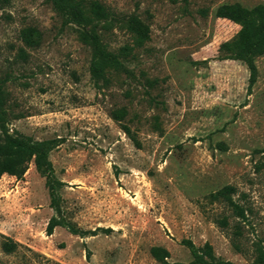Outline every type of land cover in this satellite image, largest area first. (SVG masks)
<instances>
[{"label": "rangeland", "instance_id": "obj_1", "mask_svg": "<svg viewBox=\"0 0 264 264\" xmlns=\"http://www.w3.org/2000/svg\"><path fill=\"white\" fill-rule=\"evenodd\" d=\"M95 1L119 63L94 64L49 0H0V141L51 140L65 183L55 210L32 162L0 176V234L17 243L0 264H160L152 246L187 263L183 238L249 263L264 239V52L249 84L234 41L264 0ZM225 4L237 20L217 16ZM52 216L70 226L47 234Z\"/></svg>", "mask_w": 264, "mask_h": 264}, {"label": "trees", "instance_id": "obj_2", "mask_svg": "<svg viewBox=\"0 0 264 264\" xmlns=\"http://www.w3.org/2000/svg\"><path fill=\"white\" fill-rule=\"evenodd\" d=\"M49 2L56 13L65 18L66 22L74 23L82 28L79 36L83 42L90 46L94 64H97L96 59L119 63L113 53L102 43L97 31V26L100 23L108 21V12L103 5L95 0H49ZM241 13L240 7L233 4L221 5L216 11L217 16L233 21L237 20ZM234 49L236 58L246 63L249 70V84H252L256 74L253 57L264 52V2L249 9L243 18L238 38L234 41ZM8 117L7 93L0 82V122L7 123ZM51 148L52 141L49 139L32 140L25 136H10L4 133L3 139L0 141V176L6 173L19 177L32 162L36 171L44 176L50 205L56 210L58 190L65 183L54 173L49 159ZM233 211L236 216L244 217V210L241 206L233 204ZM61 224L68 225L63 220L57 219L56 216H52L47 223L46 233L50 234L55 226ZM221 224L224 225L225 221H222ZM72 232H75V229H72ZM0 237L2 238L0 246L4 252H11L17 246V243L12 239L1 234ZM180 243L189 250L191 255V259L187 263L166 261L169 252L164 247L152 246L150 253L160 264H234L216 257L213 254L212 246L207 242L196 246L191 239L183 238ZM247 264H264V239L257 244L255 256Z\"/></svg>", "mask_w": 264, "mask_h": 264}]
</instances>
